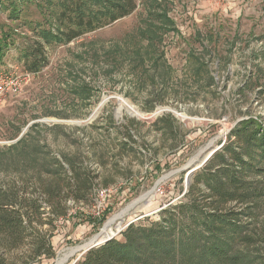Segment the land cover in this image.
Masks as SVG:
<instances>
[{"label": "rangeland", "instance_id": "374dc122", "mask_svg": "<svg viewBox=\"0 0 264 264\" xmlns=\"http://www.w3.org/2000/svg\"><path fill=\"white\" fill-rule=\"evenodd\" d=\"M44 12L39 0H0V40L7 45L0 69L21 80L0 97V190L33 191L38 165L53 159L96 178L87 199H67L66 216L53 221L54 257L32 264H53L84 245L143 193L104 235L120 239L127 225L157 220L162 209L184 200L194 174L241 120L264 125V0H136L132 13L109 25L44 45L46 63L26 76L24 54L41 42L33 26H49ZM164 113L181 130L167 141L151 131ZM130 119L139 122L129 130L137 144L115 130ZM25 135L23 150L16 143ZM204 147L197 163L216 151L186 181L191 170L185 167ZM257 179L264 185V171ZM241 217L259 235L255 247L264 260V196ZM83 252L77 249L64 264Z\"/></svg>", "mask_w": 264, "mask_h": 264}, {"label": "trees", "instance_id": "16d2710c", "mask_svg": "<svg viewBox=\"0 0 264 264\" xmlns=\"http://www.w3.org/2000/svg\"><path fill=\"white\" fill-rule=\"evenodd\" d=\"M14 2L11 1V11L16 14ZM39 3L49 26H33L42 43L37 41L33 50L24 54V70L29 73L39 71L46 63L44 45L67 43L136 8V0ZM6 47L0 40V61ZM138 125V121L130 119L115 130L123 129L126 139L137 144L129 130L136 131ZM151 131L159 134L161 141H167L181 130L174 116L164 113L151 124ZM28 140L29 135H25L16 144L23 146ZM66 164L68 169L57 159L39 164L33 191L15 185L0 190V264H32L42 257H54L50 240L53 221L66 216L67 199H87L96 178L87 168L67 159ZM263 166L264 125L254 118L243 119L230 131L221 150L194 174L184 200L162 209L157 220L129 224L120 239L113 237L90 248L74 264H264L263 255L255 247L259 235L241 217L247 216L264 196V185L257 179ZM189 176L190 171L188 179ZM44 224L49 227L43 229ZM26 243L29 248L25 253L9 255Z\"/></svg>", "mask_w": 264, "mask_h": 264}, {"label": "bare ground", "instance_id": "6f19581e", "mask_svg": "<svg viewBox=\"0 0 264 264\" xmlns=\"http://www.w3.org/2000/svg\"><path fill=\"white\" fill-rule=\"evenodd\" d=\"M207 147L202 148L199 152H197V154H195V156L192 158V161L189 160L188 162V170H191L190 172H192L193 170L196 169V165H198V167L205 161V159L210 155L206 156L204 158L203 161H201L202 163H197V157H199L204 150ZM214 150V149H213ZM212 150V151H213ZM211 151V153H212ZM195 159V160H194ZM146 194H141L139 195L137 198H135L133 201H131L128 205H126L124 208H122L121 210H119L118 212H116L113 216H111L103 225L102 229L99 232V242L104 241V239H106L107 237L111 236V235H104L107 230L110 228V226L114 223H116L117 221L124 219L127 215H129L145 198ZM86 245H81L77 247L75 246L74 248H70L67 249L66 251H64L63 253H61L60 255H58V257L56 258V260L54 261L53 264H64L69 257H71L76 251L77 249L81 250V249H85Z\"/></svg>", "mask_w": 264, "mask_h": 264}, {"label": "built area", "instance_id": "2783aa9c", "mask_svg": "<svg viewBox=\"0 0 264 264\" xmlns=\"http://www.w3.org/2000/svg\"><path fill=\"white\" fill-rule=\"evenodd\" d=\"M9 72V69H0V97L4 96L9 90L16 89L20 86V77ZM30 73L25 71L24 75L29 76Z\"/></svg>", "mask_w": 264, "mask_h": 264}, {"label": "water", "instance_id": "95a60500", "mask_svg": "<svg viewBox=\"0 0 264 264\" xmlns=\"http://www.w3.org/2000/svg\"><path fill=\"white\" fill-rule=\"evenodd\" d=\"M216 151V148L212 151V153H210V155L205 159V161L213 154V152H215ZM204 161V162H205ZM187 166H188V164H187ZM185 167L186 169L188 168V167ZM188 170V169H187ZM188 180V177L186 178V181ZM187 184H188V182H187ZM128 226V225H127ZM111 238H113V235L112 236H109V237H107L106 239H104V241H102V242H99V233H97V234H95L92 238H90V240L87 242V243H85L84 245H86V247H85V249H83V251L84 252H86L87 250H89L90 248H93V247H97V246H100L101 244H103V243H105L106 241H108V240H110ZM83 252V253H84Z\"/></svg>", "mask_w": 264, "mask_h": 264}]
</instances>
